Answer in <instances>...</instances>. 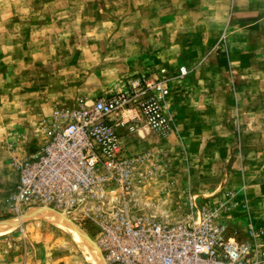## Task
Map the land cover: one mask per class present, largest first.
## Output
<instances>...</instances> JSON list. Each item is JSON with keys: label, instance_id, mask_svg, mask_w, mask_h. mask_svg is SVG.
<instances>
[{"label": "rangeland", "instance_id": "374dc122", "mask_svg": "<svg viewBox=\"0 0 264 264\" xmlns=\"http://www.w3.org/2000/svg\"><path fill=\"white\" fill-rule=\"evenodd\" d=\"M232 1L0 0V223L25 212L5 205L11 158L35 151L53 109L147 72L169 75L172 123L122 141L127 155L151 157L137 203L166 219L222 203L238 232L264 229V23L235 32ZM248 3L239 0L238 16L264 19L261 2ZM180 63L188 73L175 81ZM69 222L94 243L92 224ZM0 264L87 263L63 231L28 220L0 236Z\"/></svg>", "mask_w": 264, "mask_h": 264}, {"label": "built area", "instance_id": "2783aa9c", "mask_svg": "<svg viewBox=\"0 0 264 264\" xmlns=\"http://www.w3.org/2000/svg\"><path fill=\"white\" fill-rule=\"evenodd\" d=\"M187 73L180 65L170 75L180 81ZM168 81L139 73L117 93L55 107L35 151L11 158L8 213L48 208L79 226L92 224L104 264H264V229L238 232L223 220L222 203H191L186 215L171 219L137 203L136 190L152 175L151 157L127 155L122 141L169 130Z\"/></svg>", "mask_w": 264, "mask_h": 264}, {"label": "bare ground", "instance_id": "6f19581e", "mask_svg": "<svg viewBox=\"0 0 264 264\" xmlns=\"http://www.w3.org/2000/svg\"><path fill=\"white\" fill-rule=\"evenodd\" d=\"M47 209L48 208L29 207L25 209V212L23 211L24 213L19 220L14 219L0 223V236L14 230L17 224L22 221L40 220L63 231L81 253L87 264H104L97 246L82 230L70 223L65 217L53 211H49L51 209Z\"/></svg>", "mask_w": 264, "mask_h": 264}, {"label": "crops", "instance_id": "0c3cea01", "mask_svg": "<svg viewBox=\"0 0 264 264\" xmlns=\"http://www.w3.org/2000/svg\"><path fill=\"white\" fill-rule=\"evenodd\" d=\"M191 1H193V0H183V2H185L184 3L185 9H186V7L190 6L189 2H191ZM216 1L224 3L227 0H216ZM249 1L256 2L257 4H259V2H261L262 7H264V0H245L246 4H249L248 3ZM238 4H239V0H233L231 2V6H232L231 11L234 12L235 17L231 18V20L229 22V26L234 28L233 30H235V32H238L239 34H246V33L254 32L255 28H253V27L258 26L260 23H262V24L264 23L263 17H261V18H259V16H256L255 18L246 17L244 19L242 17H239L238 14L236 13L238 11ZM173 8H176V7H173ZM246 8H249V5H246ZM198 9L199 10H205L206 8L201 4V6L200 5L198 6ZM176 10H180V9H176ZM233 12H232V14H233ZM160 15H163V14L161 13ZM175 15H176V12H175ZM219 18H220L219 23L224 25L226 20L223 18V14L220 15ZM201 19H203V18H201ZM179 51H181V49H179ZM180 65H183V64L180 63L174 69H176ZM185 67H186V65H185ZM174 69H172V70H174ZM143 73H147V72H143ZM170 105H172L171 101H170Z\"/></svg>", "mask_w": 264, "mask_h": 264}]
</instances>
